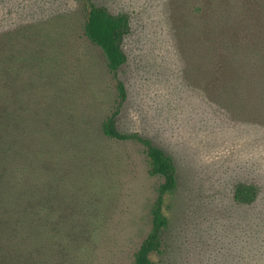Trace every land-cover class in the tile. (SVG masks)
<instances>
[{
	"label": "rangeland",
	"instance_id": "1",
	"mask_svg": "<svg viewBox=\"0 0 264 264\" xmlns=\"http://www.w3.org/2000/svg\"><path fill=\"white\" fill-rule=\"evenodd\" d=\"M94 1L131 19L129 59L120 69L129 97L119 127L151 137L178 169L152 259L264 264V72L250 70L229 86L214 45L198 37L202 0ZM85 3L0 0V36L18 45L27 40L17 30L38 28L39 106L73 144L61 204L68 234L52 264H134L164 179L149 173L142 144L102 135L118 92L103 50L84 33ZM239 183L256 187L253 202L236 200Z\"/></svg>",
	"mask_w": 264,
	"mask_h": 264
},
{
	"label": "trees",
	"instance_id": "2",
	"mask_svg": "<svg viewBox=\"0 0 264 264\" xmlns=\"http://www.w3.org/2000/svg\"><path fill=\"white\" fill-rule=\"evenodd\" d=\"M84 1V33L103 50L118 92L115 107L103 122L102 135L142 144L149 173L164 179L151 210L152 228L134 261L156 264L152 253L160 249L162 231L169 223L165 195L178 187L177 165L151 137L124 131L118 124L129 97L120 69L129 59L124 41L131 31L130 14L114 13L94 0ZM197 13L198 37L214 45L218 69L231 81L229 86H236L234 81L250 70L264 72V0H202ZM36 29L17 30L14 35L27 40L22 43L17 39L18 45L10 36H0V264H52L51 252L68 234L61 219V204L67 197L65 181L70 170L65 164L73 144L64 130L52 123L50 111L43 113L39 106ZM91 151L95 152L92 157L98 155L95 143ZM234 196L239 202H253L256 187L239 183Z\"/></svg>",
	"mask_w": 264,
	"mask_h": 264
}]
</instances>
